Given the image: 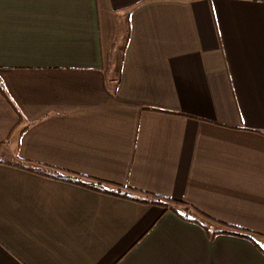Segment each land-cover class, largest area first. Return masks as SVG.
<instances>
[{
  "label": "crops",
  "instance_id": "1",
  "mask_svg": "<svg viewBox=\"0 0 264 264\" xmlns=\"http://www.w3.org/2000/svg\"><path fill=\"white\" fill-rule=\"evenodd\" d=\"M0 86V264H264V0H0Z\"/></svg>",
  "mask_w": 264,
  "mask_h": 264
},
{
  "label": "trees",
  "instance_id": "2",
  "mask_svg": "<svg viewBox=\"0 0 264 264\" xmlns=\"http://www.w3.org/2000/svg\"><path fill=\"white\" fill-rule=\"evenodd\" d=\"M0 93L6 98L7 101H9L5 91L2 89L1 86H0ZM19 118H20V125H21L22 116L20 114H19ZM24 164L32 165L35 167L37 166V164H34L32 162H24ZM35 171H39V170L35 169ZM40 171H42V172L44 171L43 173L46 175L48 174V175L56 177V178H62V179H66L69 181H73V182L79 183L81 185L93 188L94 190H97V191H105V188L110 186V187H113L114 190L106 191V192H111V193L115 192L114 195H116V196L127 197L128 194L131 192H137V193L140 192V191L132 189V188L123 187L121 185H116V184H110V183L102 181V180L77 175V174H74L71 172L61 171V170H58V169H55L52 167H44V169L43 170L41 169ZM144 194L148 198H150V200H144L143 201L144 203H148V204H152V205L161 207L165 212H167L170 209L173 210L171 208V206L177 205L179 203V202H175L173 200H170V199H167L164 197H160V196H156L153 194H147V193H144ZM216 223H218L221 227L224 228V230H222L221 232L219 231V233L234 234V235L243 236V237L249 236V234L247 232H245L241 229H237V228H234L232 226H229V225H226V224H223L220 222H216Z\"/></svg>",
  "mask_w": 264,
  "mask_h": 264
}]
</instances>
